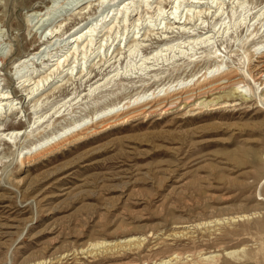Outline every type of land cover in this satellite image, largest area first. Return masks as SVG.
Returning a JSON list of instances; mask_svg holds the SVG:
<instances>
[{
	"label": "rangeland",
	"instance_id": "1",
	"mask_svg": "<svg viewBox=\"0 0 264 264\" xmlns=\"http://www.w3.org/2000/svg\"><path fill=\"white\" fill-rule=\"evenodd\" d=\"M73 1L0 0V58H6L4 63L0 61V89L11 92L13 105L17 103L11 112L7 111L8 108L5 113L0 110V131L20 130L23 133L26 130L28 133L36 118L42 116V120L46 121L55 111H59L56 115L58 118L50 119L47 128L42 127V123H35L34 131L42 126L28 138L18 135L12 139L14 143L8 144L5 137L0 136V264H51V259L59 256L63 258L61 264H88L92 261V264H109L115 262L107 258L109 255L96 254L92 258L81 254L80 249L90 250L89 244L97 240L114 241L128 235L147 237L146 245H151L154 237L174 233L182 225L200 222H208L209 225L206 223V227L201 226L200 229H187L190 232L188 235L194 239L177 238L171 241L182 254L195 256L197 251L220 252L222 248L242 247L245 257L238 261L222 257V261L264 264V111L256 99L260 88L255 99L243 101L234 94L233 99L241 103L235 108L208 111L186 120H174L172 113L160 120L152 117L141 122L138 119L75 146L67 145L60 153L47 155L31 166L18 167L21 149L48 137L74 120L91 117L107 109L112 102L123 103L148 89L152 91L173 80L176 82L194 73H203L213 65L211 61L203 59L208 48L210 52L216 48L222 50L223 54H227V65L238 66V60L243 61V50H252L254 44L264 40V0H202L207 4L192 5V11L188 13L190 16L198 8L205 11L198 19L191 16L190 25L186 28H190L191 34L205 33L216 25L211 44L204 45L205 49L199 44L193 47L185 44L183 47L185 36L181 37L177 30L162 29L164 22L170 24L166 18L160 20L158 17L159 21L156 16L147 19L150 14L143 12L142 19L146 18L151 24H144L136 30L129 27L136 17H127L129 22L122 24L124 17L119 16L117 3L111 9L108 6L97 10L98 0H80L75 10L74 3L78 0ZM130 1L133 2L127 14L134 15L144 10L139 2L141 0ZM158 2L149 0L151 7ZM239 2L243 3L240 9ZM85 3L90 6L81 11ZM32 6L42 10L39 17H35L39 13H31L34 11L30 9ZM188 6L183 2L176 15L184 17L182 15L186 14V9L190 8ZM168 10L167 5L165 12ZM232 13H235L233 17ZM257 13L260 15L258 19L254 17ZM106 16V22L110 20V25L115 23V30L107 46L97 55L99 40L104 39V44L106 39L101 36L107 23L100 29V19ZM97 17L99 25L92 36L93 45L87 48V51L90 49V59L81 60V53L75 58L68 57L69 66H77L73 76L52 77L33 98L24 97L28 89L22 93L15 91L14 88L20 84L14 80L13 83L11 76L13 79L24 76L27 69L36 71L34 74L47 75L48 67L43 65L47 58L68 55L70 47L75 48V45L60 42L71 34L69 30L72 26L80 19L90 21ZM236 21H241V25H237ZM59 24V33H69L56 41L55 45L52 46L56 40L53 39L47 47L39 48V38L42 36L45 39L47 33L44 32L58 28ZM156 28L159 30L156 31ZM252 28L260 32L254 41L246 42L243 47ZM165 30L167 39L161 41L165 38L161 37V32ZM115 33L116 41L108 51L106 48L116 36ZM123 35H127V47L136 38L142 45L130 58L127 56L128 48L123 49L124 39L118 44V37L122 38ZM177 39L173 45L179 43V48L161 52L160 57L156 56L155 60H148V64L143 65V68L146 66L145 71L139 69L143 55L163 49V44ZM114 47L115 54L111 55ZM33 49L41 55L35 56L34 62L28 63L29 67L20 68L21 74L18 72L14 75L17 65L12 63L18 54L34 53ZM119 49L121 54L113 57ZM190 56L191 59L195 58V63H189ZM173 64L178 66L173 67ZM81 69L90 73L82 80L78 77ZM116 73L123 79L122 83L111 81L104 89L86 96L90 87L92 91L99 84L97 80L104 79L108 74L110 78ZM150 75L157 77L146 80ZM88 78L93 79L88 82ZM248 84L255 92L256 86L251 82ZM216 96L212 95L206 101ZM34 105L36 108H33ZM238 215L248 217L230 220ZM222 218L227 219L222 225L214 223ZM146 250L148 246L140 253L118 251L119 254L117 252L113 257L123 254L125 260L134 261V264H153L157 258L169 254L165 249L154 253Z\"/></svg>",
	"mask_w": 264,
	"mask_h": 264
},
{
	"label": "bare ground",
	"instance_id": "2",
	"mask_svg": "<svg viewBox=\"0 0 264 264\" xmlns=\"http://www.w3.org/2000/svg\"><path fill=\"white\" fill-rule=\"evenodd\" d=\"M79 2H81V1L78 0L76 3H74L73 9H75V7H76L75 5H78ZM86 2H88V1H86ZM132 2L133 1H130V0H123L121 2H116V0H98L97 10L102 9V8H106L108 6H109V9H111L112 7H114L116 5L115 3H117L116 6H117V10H119L118 13L121 14L119 16H121L122 18L124 17L122 24L127 22V20H126L127 17L128 18L136 17V18H134L133 22L129 26V27L134 28L136 30L139 29V27H142L144 24L149 26V24H151V23H150V21H147V19H152V18H154V16H156V19L158 17H160L161 18L160 20H163L164 18H166L167 21L170 22V24H167L164 22V24H163L164 26H163V28L162 27L161 28L162 29L168 28L171 30H177L176 32L179 35H181V37L185 36L186 41L182 44L183 47L185 44H187V46L192 45V47L196 46V45L198 46V44L203 45L202 47H204V45L210 46L209 44H211V39L213 37V33L215 32V29H216L215 26L216 25L211 26L210 30H207L205 33H200V34H191L192 32L189 31L190 28H189V30L186 29L187 26L190 25L191 16H193V17L195 16L198 19L200 16L203 15V12L205 11L203 8H198L199 9L198 11H194L195 15H193L194 14V12H193V14L190 16L188 13H189V11H192L191 10V8L193 7L192 5L196 4V6L197 5L203 6V5L207 4V2H203L202 0H159V2L155 4V6L151 7L149 0H141L139 2L142 3V9L144 8V10L140 11L139 13H135L134 15H131V14H127V13L131 8L130 5L132 4ZM183 2H185L186 4H189L188 7H190V8L186 9L185 15H182L184 17H182L183 21L181 22L182 18H180L176 14L178 13V10L182 6ZM212 2H213V0H212ZM137 4H139V3H137ZM167 5L169 6L168 11H170V12H168V11L165 12ZM242 5H243V3L239 2L238 8L239 9L242 8L243 7ZM89 6H90V4H86V6L81 11L87 9ZM184 6H186V5H184ZM220 6L218 9H220ZM119 7H121V8L119 9ZM136 7H138V6H136ZM30 9L34 10V11H31V13H33V14L39 13L38 15L36 14L37 16H35V17L40 16L42 10L39 9L38 6H35V7L32 6ZM69 10H71V9H69ZM75 10H77V9H75ZM143 12L145 14H150V17H146L147 19L146 18L142 19L141 14ZM246 13H247V11H246ZM78 14H80V13H78ZM94 15H96V14H94ZM234 15H235V13H232V17ZM100 16H101V14L98 17H100ZM91 17H93V16H91ZM98 17L91 19L90 20L91 22L86 21L85 19H84V21L82 19H80L79 22L75 23L72 26L71 30H69V32L72 31L71 34L68 35L67 37H65V39L60 41V42L62 44L65 43L67 45H70V44L75 45V48L70 47L69 50H71V51L69 52L68 55H59V56L54 55L50 59L47 58L46 59L47 62L43 63V65H47V67H48L46 69V71H48L47 75L41 76L40 75L41 73L40 74H34V73H36V71H30L29 69H27L28 74L26 73L24 76L17 77L16 79H13V76H11L10 80L12 82L14 80L16 82L18 81L17 83L20 84L18 88H14V89H16L15 91L17 93L18 92L22 93L28 89V93L24 97L33 98L34 96L39 94L38 93L39 91H42V88L44 87L45 83H47L52 77L58 78L57 76H62V77L63 76H66V77L71 76L74 72V69L77 68V66H71V65L69 66L70 63H68V57L73 56L75 58L78 53H81V57H82L81 60H83V61L90 57V55H88V53H89L88 51L90 49L87 51V48L90 47L91 45H93L92 36H93L94 32L96 31L95 27L98 24V22H97ZM171 17H173V18H171ZM217 17H219V16H217ZM254 17L259 18L260 15H258V13H257V15H255ZM106 19H107V16L103 19H100L101 20L100 21L101 22L100 23V29L103 28L104 25L107 23L105 25V27H106L105 32L101 36V37L105 36L106 39H105L104 44H103L104 39L99 40V43H98L99 46L97 47V49H99V50H98V52H96L97 55L99 54V52L101 51V49L103 47L105 48V46H107L109 39H111V34H113L114 30H115V23H112L110 25V22H109L110 20L108 22H106L105 21ZM156 19L153 21H156ZM172 19H174V21H172ZM92 21H95V22H92ZM128 22H129V19H128ZM254 22H256V20H254ZM237 23H236L237 25H241V21L237 22ZM61 24H59L58 28L57 27H55L53 29L51 28L52 30L48 29L47 32H44L47 34L45 36V39H42V36L39 38V41H40V45L38 46L39 48L42 49V47H47L48 44L52 43L53 39H56L54 44H52V46H53V45H55V43H57L56 41H58L60 38H63L65 35H67V33H69V32L59 33L58 30L60 29ZM160 24H161V22L158 25H160ZM194 25H196V24H193L192 26H194ZM254 25H255V23H254ZM119 26H120V24H119ZM261 26H262V24H261ZM127 27H128V25L125 27V29H127ZM219 27H221V26H219ZM224 28H225V26H224ZM158 30L159 29L156 28V31H158ZM258 30L256 28H254L253 30H251V32H249V34L246 37L245 42L243 43V47H244L246 42L254 41V37L257 35L258 32H260ZM161 33H163V36H161V37H165L161 41H163L164 39H167L166 34L168 35V33L166 32V30L164 32H161ZM172 33H173V31H172ZM137 34H139V32ZM127 35H123L122 38L118 37L119 38L118 44L121 41H123L122 39H124V46L122 45L123 49L125 47H127V43H128ZM116 38H117V34L114 37V39L111 40L109 46L106 48L108 51L111 48V46H113L114 42L116 41ZM139 38H141V37H139ZM41 39H42V41H41ZM136 39L131 44H129L127 47L128 48V50H127L128 55L127 56L129 58L132 57L135 53H137V51H139L138 50L139 47L142 46L141 43H139V41ZM175 41H178V39L163 44L162 45L163 49H160V50L156 49L153 52H150V54H148L147 56L143 55L141 64L140 65L138 64L140 67L139 69L143 68L144 64H148L147 63L148 60L149 61L151 59L155 60L154 57L156 58V56L160 57L159 54H161V52L170 51L174 47L179 48V46H178L179 43H176L175 45H173ZM36 42H38V41L36 40ZM60 42H58V43H60ZM142 42H144V41L142 40ZM65 44H63V45H65ZM204 49H205V47H204ZM119 51H120V49L117 51L118 53L116 55H113V57L114 56L117 57V55L120 53ZM221 51L222 50L216 48V50H214L213 52H210L209 48H208V53L206 52L207 54L205 55V58H203V59H205V61L206 60L211 61L213 63V65L210 67L208 66L209 68H207L204 72L202 71L203 73L200 72L201 74L200 73L199 74L194 73V74H192V75H190L184 79L178 80L176 82H174V80H173L174 83L171 81L172 83L162 84V85H160L161 87L158 85L159 87L156 88L155 90H152V91L148 89L147 91L143 92V90H142V92H143L142 95L140 94L136 97L132 96L133 98L130 97V99H128V101H124V102L121 101L123 103L118 102L117 104H115L114 102H112V103H110L111 105L107 109L100 111L99 113H96L91 117L89 116L90 118L88 117V118L83 119V120L80 119V121L77 120L78 122L76 120H74L75 122L73 121V123L62 127L61 129L57 130L56 132L50 134L48 137L40 139V140L36 141L35 143L30 144L29 147H27V148L21 149V151L19 152V156H21V157L19 158V156H18V158H19L18 167L22 168L25 166H31L32 164L36 163L39 159L42 160L47 155H50V154L55 153V152H59V151H61V149L63 150L65 148V146H67V145L68 146L69 145L75 146V144L84 142L85 140H88L89 138L100 135L102 132L104 133L105 131H108L112 128L122 126L124 124H127L128 122L135 121L138 119L139 120L141 119L142 120L141 122H144L146 119H149L152 117H155L154 120H160L162 117L172 113V114H174V117H173L174 120H176V119L186 120V119L195 118L196 116L198 117L202 113L208 112V111L211 112V111H216V110H225V109H229V108H235V107L241 105V103H237L236 99H233L234 94H236V96L239 97V99L243 100V101H245L248 98H250V99L254 98L255 99V94L259 90V88H260V92L257 94L256 99L258 102L261 103V106L263 107L262 110L264 111V40H261L258 43L254 44L252 47V50H249V49L243 50V61L240 62V60H238V66H235V65L229 66L230 64L227 65V54H223L224 52L222 53ZM32 52H34V53L29 52L27 54L26 53L25 54L23 53L21 55L18 54V57H16V59L12 63V65H17V66H15L16 70H15L14 75L18 74L20 68H21V70L27 68L29 62H34L33 59L35 56L41 55L38 53V51L36 49H33ZM93 53H91V54H93ZM112 54H115V47L112 50L111 55ZM174 54H176V53H174ZM255 55H256V57H255ZM167 56L169 57V54ZM181 57H183L182 54H181ZM42 58L43 57H41L40 59H42ZM191 58L192 57L190 56V58L188 59V61H190L189 63L190 64L195 63L194 62V61H196V60H194L195 58L194 59H191ZM233 58H235V57H233ZM5 59L0 58V61L3 62V60H5ZM38 59L39 58H37V60ZM173 59H174V57H173ZM196 59H198V58H196ZM74 62H72V65L74 64ZM174 66H178V65L173 64V67ZM15 67H14V69H15ZM45 67L46 66H44L43 69H45ZM195 67H197V66H195ZM144 68H146V66ZM144 68H143V70H144ZM148 68L149 67H147V70H148ZM79 69H78V71L76 70L75 76H77ZM80 71L81 72L79 73L78 77H79V79L81 78V80L85 79L90 74L88 72H84L85 70H83V69H81ZM152 71L153 70H151L149 72H152ZM146 72H148V71H146ZM145 74H147V73H145ZM109 76L110 75L108 74L105 76L104 79L102 78V79L97 80V81H100L102 83L99 82V84H96L95 88L92 91H91L92 87H90L88 89V93L86 94V96H91L97 90L104 89L105 87H107L110 84L111 81H113V82L118 81L119 83L120 82L122 83L123 79H121V76H118V73L112 75L110 78H109ZM117 77H119L118 80H116ZM156 77L157 76H155V75H152V76L150 75V77L149 78L147 77L148 79H146V80H150V79L155 80ZM125 78H126V76H125ZM92 79L93 78H91V79L88 78V82H91ZM144 81H145V79H144ZM156 82H157V80H156ZM158 82H159V80H158ZM249 82H251L254 87L256 86L254 88L255 92H254L253 88L248 84ZM95 83L96 82H94L93 84H95ZM19 88H20V90H18ZM144 88H145V86H144ZM220 94H223V95L220 96ZM41 95H42V93H41ZM212 95H218V96H216L212 100L206 101V99H208ZM13 102H14V100H13V96H12L11 92L3 91V89H0V110H3L5 113L6 112L5 109L8 108L7 111L11 112L12 110H14L16 108V107L14 108V106L17 104V103H15L13 105ZM256 107H258V105H256ZM33 108H36V105H34ZM58 112L59 111H55L53 113V115L51 117L49 116V119L46 121H44L45 119L42 120V116L36 118L37 120L33 122V125L35 123H42L43 126L40 125V127L38 129L36 128L35 131H39L41 126L47 128L49 126L50 119L57 117L56 115L58 114ZM1 115H2V113L0 112V116ZM33 125L30 126V128H31L30 131L27 130V131H29L28 133H26V130L23 133H21L20 130L2 131V132L0 131L1 132L0 136L5 137L6 143H8V144L14 143V140H12V139H16V137H18V135H21V137H23L25 135V138H28L33 132H35L32 129ZM6 138H8V139H6ZM38 162H40V161H38ZM258 200H260V199H258ZM247 217H248V215H238V216L230 218V220L244 219ZM225 220H227V219L222 218L220 220H215L214 223H216V225H220V224L222 225L223 221H225ZM206 223H208V222H204V223L200 222L198 224H190V225L186 224V225L179 226V227H177V229H179V230H177L174 233H171V234L163 233L160 237H154L153 239H155V240L151 242L152 243L151 245H146L148 242L147 237L137 236V235H128V237H125L123 239L118 238L119 240H114V241L113 240H110V241H108V240H97V241L89 244V246L91 247L90 250L85 249V251H84V249H80V251H81V254L89 255L92 258H94L96 256V254H98V255L99 254H107L110 256V257H107V258H109V260H111V258H112V259H114L113 261H115V262L109 263V264H134V261L125 260L126 257H123V254L122 255H116L115 257H113V255L116 254L118 251H124V250H127L128 252L140 253V252H142V250L144 248H147V246H148V250H146L147 252H153L154 253L156 251L165 249L169 253L167 256L157 258L153 264H232L230 262L226 263L225 261H222V257L229 258L232 261H238L240 258L245 257V251L242 247H240V248H222V249H220V252L218 250L217 251H211L208 253H202V251H197L195 256L193 254H190V255L185 254L184 255L181 253V251L179 249H177L175 247L176 245L174 246L171 243V241H173L174 239H177V238H182V240L194 239L193 236L188 235L190 232L187 231V229H189L191 227L192 228L193 227L199 228L201 226L206 227L205 226ZM208 225H209V223H208ZM153 235H154V233H152V236ZM204 240H206V239H204ZM79 245H81V244H79ZM118 254H119V252H118ZM189 257H191V258H189ZM51 260H52L51 264H61L63 258H61L59 256V257H54ZM92 263H93V261L88 262V264H92Z\"/></svg>",
	"mask_w": 264,
	"mask_h": 264
}]
</instances>
